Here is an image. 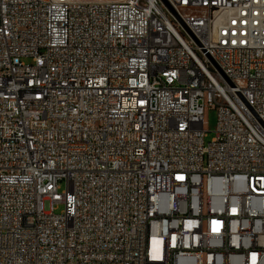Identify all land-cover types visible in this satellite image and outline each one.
<instances>
[{
	"label": "built area",
	"instance_id": "2783aa9c",
	"mask_svg": "<svg viewBox=\"0 0 264 264\" xmlns=\"http://www.w3.org/2000/svg\"><path fill=\"white\" fill-rule=\"evenodd\" d=\"M0 264H264V0H0Z\"/></svg>",
	"mask_w": 264,
	"mask_h": 264
},
{
	"label": "rangeland",
	"instance_id": "374dc122",
	"mask_svg": "<svg viewBox=\"0 0 264 264\" xmlns=\"http://www.w3.org/2000/svg\"><path fill=\"white\" fill-rule=\"evenodd\" d=\"M27 63L31 62V58L25 59ZM205 119L207 121L205 128L209 131L207 133V136L205 137V141L209 142L213 139L215 136V130L217 127V111L213 108H207L206 109V115ZM66 188V183L64 181H61L59 183V192H63ZM56 213H61L64 210L63 204H56Z\"/></svg>",
	"mask_w": 264,
	"mask_h": 264
}]
</instances>
